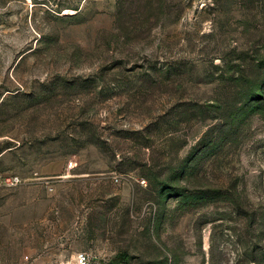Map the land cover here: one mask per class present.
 <instances>
[{"label":"rangeland","instance_id":"rangeland-1","mask_svg":"<svg viewBox=\"0 0 264 264\" xmlns=\"http://www.w3.org/2000/svg\"><path fill=\"white\" fill-rule=\"evenodd\" d=\"M0 153V264H264V0H0Z\"/></svg>","mask_w":264,"mask_h":264},{"label":"built area","instance_id":"built-area-1","mask_svg":"<svg viewBox=\"0 0 264 264\" xmlns=\"http://www.w3.org/2000/svg\"><path fill=\"white\" fill-rule=\"evenodd\" d=\"M23 180L15 174H0V189H14L22 185ZM29 257L25 256L23 261L28 263ZM77 264H87V258L84 254H79L77 257Z\"/></svg>","mask_w":264,"mask_h":264},{"label":"trees","instance_id":"trees-1","mask_svg":"<svg viewBox=\"0 0 264 264\" xmlns=\"http://www.w3.org/2000/svg\"><path fill=\"white\" fill-rule=\"evenodd\" d=\"M0 154H2V153H0Z\"/></svg>","mask_w":264,"mask_h":264}]
</instances>
